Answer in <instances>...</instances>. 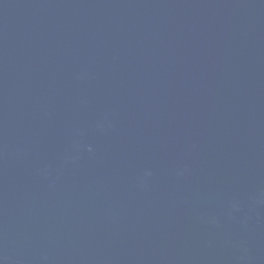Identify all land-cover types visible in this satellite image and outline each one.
<instances>
[{
	"label": "water",
	"instance_id": "95a60500",
	"mask_svg": "<svg viewBox=\"0 0 264 264\" xmlns=\"http://www.w3.org/2000/svg\"><path fill=\"white\" fill-rule=\"evenodd\" d=\"M0 264H264V0H0Z\"/></svg>",
	"mask_w": 264,
	"mask_h": 264
}]
</instances>
